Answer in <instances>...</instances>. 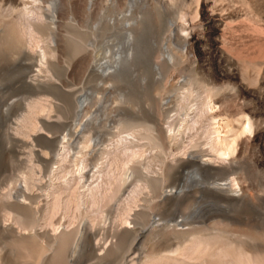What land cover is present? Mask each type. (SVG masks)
<instances>
[{
	"label": "rangeland",
	"instance_id": "374dc122",
	"mask_svg": "<svg viewBox=\"0 0 264 264\" xmlns=\"http://www.w3.org/2000/svg\"><path fill=\"white\" fill-rule=\"evenodd\" d=\"M88 2L0 0V264H35L12 241L22 227L30 231L26 219L34 220L33 232L49 235L36 238L44 250L37 264L51 262L48 237L54 228L77 230L82 223L85 231L71 238L58 264H211V256L224 260L216 264H253L255 256L264 257V0H92L87 9ZM24 6L42 12L47 24L33 41L19 33ZM128 31L132 54L125 61ZM9 41L33 44L22 48ZM117 53L122 69L101 76L98 65L111 64ZM210 93L217 104L213 114L203 110ZM80 96H86V105L76 115ZM124 118L137 125L120 126ZM247 118L253 129L241 137ZM80 123L86 126L77 134ZM148 126L165 131L163 150L147 142L142 131ZM132 129L140 135L135 133L139 142L132 144L134 175L115 192L114 181L125 169L120 164L109 170L106 153ZM217 135L239 136L229 158H216L212 151ZM62 145L75 156L92 149L96 154L89 159L86 183L76 185L74 179L66 190L61 186L76 165L69 158L63 170L56 169L60 163L54 154ZM117 149V156L126 155L121 146ZM205 158L208 165L200 164ZM101 163L103 182L110 183H103L99 204H92L87 188L98 181L94 170ZM193 173L195 179L185 181ZM145 177L152 184L145 185ZM227 182L232 187L221 189ZM180 187L181 195L165 198L167 190ZM73 188L74 197L85 201L51 215L53 196L65 199ZM154 219L159 224L149 227ZM125 226L131 231L120 233ZM212 232L224 234L227 243H189ZM220 246L228 252L226 259Z\"/></svg>",
	"mask_w": 264,
	"mask_h": 264
},
{
	"label": "bare ground",
	"instance_id": "6f19581e",
	"mask_svg": "<svg viewBox=\"0 0 264 264\" xmlns=\"http://www.w3.org/2000/svg\"><path fill=\"white\" fill-rule=\"evenodd\" d=\"M132 2V1H131ZM131 2H130V8H131ZM92 7V0H89V2H88V5H87V9H90ZM130 8H129V10H130ZM28 12H31L32 14V16H31V18L30 19H28V18H26V17H24ZM19 13H20V17H18V21H17V24H18V26H19V33L22 35V34H24V35H26L27 37H28V39L27 40H30L31 39V41H33L32 40V37H36V33L37 32H39V30L41 29V28H43V26L44 25H47L46 23H45V19H44V15L42 14V12H40V11H36V10H31V9H29V8H27V7H23V9H21L20 11H19ZM55 13H56V11L55 10H53V12H52V14H51V16H50V21L52 22V23H54L55 21H56V15H55ZM36 39V38H35ZM54 39V38H53ZM124 39H125V41L130 45V50H129V52H128V54L126 55V57H125V61H129L130 60V56H131V40H132V33L130 32V31H128L127 32V34H126V36L124 37ZM51 40H52V38H51ZM51 40H50V43H53V42H51ZM30 41V42H31ZM54 41V40H53ZM10 43H12L13 45H15V47L16 46H22L23 44L25 45V44H27V46L26 47H29L28 45L29 44H31L29 41L28 42H26V43H24V42H19V41H15L14 43L13 42H11V41H9ZM81 42V41H80ZM12 44H10L11 45V47H13V45ZM33 44V43H32ZM32 44L30 45V47L32 46ZM24 45H23V47L22 48H24ZM53 45H55V43L53 44ZM7 46V45H6ZM51 46V45H50ZM50 46L48 45V47L50 48ZM76 46V45H75ZM10 47V46H9ZM14 47V50L15 49H17V48H15ZM78 47V46H77ZM84 47V46H83ZM21 48V47H20ZM39 48L41 49V54L43 55V60H45L44 59V56H46V50L44 49V48H42V46L40 45L39 46ZM53 48V47H52ZM55 48H56V46H55ZM54 48V49H55ZM13 49V48H12ZM18 50H20V49H18ZM17 50V51H18ZM82 50H84L83 48H82V46H81V48H80V51H82ZM33 51H35V50H33ZM37 51V50H36ZM35 51V52H36ZM19 52V51H18ZM79 51H77V53H78ZM39 53V52H38ZM38 53H37V56H39L38 55ZM41 55V56H42ZM121 55V54H120ZM118 53L116 54V57L111 61V64H108V62L106 61L105 63H103V64H101V65H98L99 67H101V70H100V74H101V76H109V75H111V74H113V73H115V72H118V71H120V69H122L121 68V62H122V58H121V56H120ZM168 59L169 60H172L173 59V56L171 55V54H168ZM39 60V59H38ZM92 60H93V58H92ZM94 61V60H93ZM173 61V60H172ZM171 61V62H172ZM50 62V61H49ZM50 64H52V63H50ZM156 68V67H155ZM157 69V68H156ZM159 70V69H158ZM211 97H212V94L210 93V94H208L207 95V99H205L206 101H205V104L203 105V107H204V109L203 110H205L204 112L206 113H208L209 114V112H214V110H215V108H216V105H215V102L211 99ZM167 102V101H166ZM165 102V103H166ZM164 103V104H165ZM169 103V102H168ZM85 105H86V96H80L79 97V99H78V102H77V106H76V109L74 110V113L77 115V114H79L82 110H83V108L85 107ZM180 107V106H179ZM202 109V108H201ZM162 111V110H161ZM160 112V111H159ZM200 112V111H199ZM200 113H202V112H200ZM184 114H185V109H182L179 113H178V115H177V117H178V119H182V117L184 116ZM213 114V113H212ZM230 114V113H229ZM222 115H224V113L222 114ZM234 115V114H233ZM242 115V114H241ZM201 116H202V114H201ZM247 116V115H246ZM249 117H251V116H249ZM212 118V117H211ZM126 118H124V120H125ZM136 119H138V118H136ZM214 119V118H213ZM124 120H121V121H119L120 122V126H123L124 128L125 127H130V128H133V125L135 126V124L137 125V123L136 122H134L135 124H132L131 122H129V120L128 121H124ZM133 120V119H132ZM131 120V121H132ZM142 120V119H141ZM239 120V119H238ZM195 121V120H194ZM139 123V122H138ZM147 123H149L148 121H147ZM146 123V124H147ZM195 123V122H194ZM194 123H192V124H194ZM198 123V122H197ZM141 124H142V121H141ZM196 124V123H195ZM194 124V125H195ZM86 126V124L85 123H80L79 124V127L78 128H82L81 130H79V129H77L76 128V130H75V133H77V134H80V133H82V131H83V127H85ZM148 125H150V123L148 124ZM152 125V124H151ZM155 125V124H154ZM229 125V124H228ZM253 122L251 121V119L250 118H247L244 122H242V124H241V126L240 125H238V126H240L241 128H240V133H241V135H239V136H241L242 137V133H248V132H251L252 131V129H253ZM144 125L142 124V127H143ZM146 126V125H145ZM153 126V125H152ZM159 126V125H158ZM171 126V125H170ZM169 126V130H171L172 128ZM226 126V125H225ZM76 127V126H75ZM190 127V126H189ZM192 127H195V126H192ZM224 127V126H223ZM129 128V129H130ZM137 128V127H136ZM154 128L155 127H147V128H144V129H146V131L144 132V131H142V133H144L143 135H146V139L148 140L147 142L151 145V147H155V149H156V147H160L162 150H163V148L165 147V145H166V135L164 134V130H162V129H160L159 131H157V132H155L154 131ZM134 129H135V127H134ZM134 129H132L133 131L132 132H129V133H127V135L126 136H120V139H119V141L112 147V150L111 151H109V152H107L106 154V165L105 166H108V169L109 168H112V169H114L115 171H116V168L118 169V167H119V165L121 164V165H123L122 167H120V168H122L121 170H124V177H122V178H120V179H118L117 180V182H115L114 181V183H115V192H116V188L118 189L119 188V190H120V186H121V184L127 179V178H129L130 176H132V175H134V173H133V167L131 166V162L134 160V158H135V154H137L136 153V151H134V150H136V149H132V144H134V142H136L137 143V141L139 142V140H136V138H137V136L135 135V133L137 134V135H139L137 132H134ZM156 129V128H155ZM174 129V128H173ZM190 129H192L191 127H190ZM194 129V128H193ZM229 129V128H228ZM235 129V128H234ZM236 129H238V128H236ZM124 130V129H123ZM136 130V129H135ZM239 130V129H238ZM237 130V131H238ZM228 131H230V130H228ZM232 131V130H231ZM235 131V130H234ZM125 132H126V130H125ZM227 132V131H226ZM146 133V134H145ZM219 133V132H218ZM228 133V132H227ZM239 133V134H240ZM245 133V134H246ZM216 134V133H215ZM220 134V133H219ZM237 134H238V132H237ZM244 134V135H245ZM142 135V136H143ZM227 135H229V134H227ZM233 135V134H232ZM236 135V134H235ZM234 135V136H235ZM239 136H235V137H229V139H228V137H220V136H216V137H214L213 138V140H212V142L210 143L211 144V149H212V151L214 152V154H215V156H216V158H219V159H225L226 157H228L229 158V156H231L233 153H234V151L236 150L235 148H236V143H237V137H239ZM139 137H140V135H139ZM145 137V136H144ZM246 137V136H245ZM248 137V136H247ZM138 139V138H137ZM244 139V138H243ZM136 140V141H135ZM141 141H144V140H141ZM244 141V140H243ZM168 142V141H167ZM240 142V141H239ZM238 142V143H239ZM140 144V143H139ZM248 144V143H247ZM144 145V144H143ZM119 146H121L123 149L122 150H120L121 151V154L122 153H124V155L126 154L127 155V157H126V155L125 156H123L122 158H124V157H126L125 159H122L120 156H117V150H119V149H117ZM135 145H133V147H134ZM146 146V145H145ZM149 146V145H148ZM238 146V145H237ZM139 147V146H138ZM150 147V146H149ZM136 148V147H135ZM139 149H140V147H139ZM154 149V148H153ZM152 149V150H153ZM154 149V150H155ZM161 149H159L160 151H161ZM166 149V148H165ZM210 149V150H211ZM87 150V149H86ZM142 150V149H141ZM158 150V149H157ZM122 151H124V152H122ZM128 151H130V152H128ZM72 151H70V149L69 148H67V146L66 145H62L61 147H59L57 150H56V153L54 154V160H56V161H58V163H60L59 165H58V167L56 168V169H62L63 170V168L65 167V162L67 161V160H69V158H72V162H73V165L75 166V169L73 168V167H71V168H73L74 170H70V171H68V170H66V171H68V173H71V178L70 179H64V181H63V186H61V188H64L63 190H66V189H69L70 187H71V182H72V180H74V179H77V182L75 183L76 185H79V184H83L86 180H87V177L90 175L89 173L91 172V168L89 167V165H88V162H89V159L92 157V156H96V154H95V150H88V151H78L77 153H79V155L78 156H75V154L74 153H71ZM212 152V153H213ZM120 153V152H119ZM159 153H161V152H159ZM102 154H103V152H102ZM121 154H119V155H121ZM156 154V153H155ZM158 154V153H157ZM141 155H143V154H141ZM158 155H161V154H158ZM140 156V155H139ZM139 158V157H138ZM164 158V157H163ZM156 159V158H155ZM190 159V158H189ZM140 160V159H139ZM221 160V161H222ZM234 160V159H233ZM135 161V160H134ZM157 161H160V160H157ZM200 164H202V165H205V164H207L208 165V162H209V159H207V158H205V159H201L200 161ZM141 163V162H140ZM160 163H162V161H160ZM163 163H165V161L163 162ZM215 164V163H214ZM217 165V164H216ZM141 166V165H140ZM139 166V167H140ZM167 166H169V167H171L172 166V164L171 163H168L167 164ZM219 166V165H218ZM102 167H103V163H101V165L99 166V167H97L96 166V170H94V173H98V175H97V179H98V181L96 182V184L94 185V186H91V187H89V188H87V191H88V193L86 194V197L88 198L89 197V202L90 203H92V204H99V203H97L98 202V196H99V190L102 188L103 189V183H107V184H109L108 182H103V169H102ZM136 167H138V166H135V168ZM138 167V169H140ZM145 167V166H144ZM143 167V168H144ZM147 167H148V165H147ZM162 167H163V165H162ZM69 168V167H68ZM146 168V167H145ZM148 168H151V166L150 167H148ZM147 168V169H148ZM55 169V170H56ZM112 169H111V171H112ZM146 169V170H147ZM65 170V169H64ZM110 170V169H109ZM108 170V171H109ZM106 171H107V169H106ZM106 171L104 172V173H106ZM107 171V172H108ZM110 171V172H111ZM114 171V172H115ZM140 171V170H139ZM148 171H149V169H148ZM52 172V171H51ZM59 172V171H58ZM155 172V171H154ZM112 173V172H111ZM149 173H151V171L149 172ZM156 173V172H155ZM107 174V173H106ZM105 174V175H106ZM108 174H110L109 172H108ZM114 174V178H115V173H113ZM136 174H138L137 172H136ZM136 174H135V176H136ZM148 174V173H147ZM64 175V174H63ZM68 175V174H67ZM70 175V174H69ZM95 175V174H94ZM152 175V174H151ZM156 175H158V174H156ZM159 175H161V174H159ZM194 173H193V175L192 176H187V178H186V180L185 181H191V180H193V179H195V177H194ZM111 177H112V175H110ZM162 176V175H161ZM68 177V176H67ZM105 177V176H104ZM140 179H142V178H140ZM104 180H106V177L104 178ZM115 180V179H114ZM155 180V179H154ZM141 181V180H140ZM151 181H153V179L152 178H150V177H145V185H147V184H152V183H150ZM157 181V180H156ZM155 181V182H156ZM161 181V180H160ZM234 181V180H233ZM86 183V182H85ZM158 183H159V181H158ZM158 183H156V184H158ZM233 183V182H232ZM106 184V185H107ZM141 184H143V186H144V183H141ZM154 184V183H153ZM155 184V185H156ZM235 185H237V187H240L239 185H238V182H235L234 183ZM233 184V185H234ZM111 185H112V183H111ZM59 186V185H58ZM87 186V185H86ZM103 186V187H102ZM110 186V185H109ZM109 186L107 187L108 189H109ZM123 186V185H122ZM221 186H222V188L221 189H223V190H228V188H231L232 187V184H230V183H223V184H221ZM106 187V186H105ZM112 187V186H111ZM114 187V186H113ZM139 187V186H138ZM147 186H145V188H146ZM236 187V188H237ZM152 188V187H151ZM154 188H155V186H154ZM153 188V189H154ZM220 188V187H219ZM77 189V188H76ZM76 189H72L71 191H70V193L68 194V196L65 198V199H62V196L60 195V194H57V195H54L53 196V199H52V202H50V204H49V211H50V214L51 215H53V216H56L57 214H56V212L58 213V210H60L61 208V206H63L65 209L67 208V210H68V208H70V206H71V204H74L75 205V207H79L84 201H85V199H84V197L83 196H78V197H74V191L76 190ZM106 189V188H105ZM148 189H149V186H148V188H147V191H148ZM234 189H235V187L233 188V191H234ZM104 190V189H103ZM110 190V189H109ZM111 190H112V188H111ZM118 190V191H119ZM135 190H137V191H139V188H136ZM134 190V191H135ZM141 190V189H140ZM150 190V189H149ZM62 191V190H61ZM108 190H106L105 192H107ZM137 191H135V192H137ZM143 191V190H142ZM141 191V192H142ZM183 188L182 187H180L179 189H169V190H167L166 192H165V198H167V197H176V196H179V195H181L182 193H183ZM58 192V191H57ZM112 192V191H111ZM140 192V191H139ZM138 192V193H139ZM146 192V191H145ZM59 193V192H58ZM64 193V192H63ZM68 193V192H67ZM142 193H144V191L142 192ZM242 193H243V191H242ZM76 194V193H75ZM102 194V193H101ZM105 194V193H104ZM140 194V193H139ZM108 195V194H107ZM113 195V194H112ZM136 195H138V194H136ZM85 196V195H84ZM105 196V195H104ZM9 197V196H8ZM100 197V196H99ZM136 197V196H135ZM87 198H86V200H87ZM101 198V197H100ZM105 198V197H104ZM103 198V199H104ZM138 198V197H137ZM29 199V198H28ZM130 199V198H129ZM132 199H133V201H134V196L132 197ZM131 199V200H132ZM136 199V198H135ZM245 201V200H244ZM101 202H102V200H101ZM100 202V203H101ZM135 202V201H134ZM134 202H132V203H134ZM130 205V204H129ZM128 208H132V207H128ZM125 209V208H124ZM126 210V209H125ZM124 210V211H125ZM131 210H128V212H130ZM19 212V211H18ZM23 212V211H22ZM21 212V213H22ZM137 212V211H136ZM25 213H27V212H25ZM123 213H125V212H123ZM131 213V212H130ZM130 213H129V215H130ZM22 214H24V213H22ZM56 214V215H55ZM126 214H128V213H126ZM18 215V214H17ZM25 215V214H24ZM23 215V216H24ZM50 215V216H51ZM125 215V214H124ZM19 216H22V215H20V212H19ZM19 216H16V217H18L19 218ZM53 216H51V217H53ZM121 216H123V215H121ZM134 216V215H133ZM24 217H29L27 214H26V216H24ZM51 217H50V220L52 221V219H51ZM127 218H130L129 216H126ZM125 217V218H126ZM18 218H16V219H18ZM21 218V217H20ZM18 219V221L19 220H21V219ZM23 218V217H22ZM139 218V217H138ZM25 219V218H24ZM29 219V218H28ZM122 219H124V218H122ZM23 220V219H22ZM126 220V219H125ZM17 221V220H16ZM18 221L17 222H15V223H18ZM25 221H27V223L30 225V231H26V230H24V227H22V229L24 230H20V232L18 233V235H15V237H14V239L12 240L13 241V243H15L18 247H20V248H18V250H19V252L22 250L23 252H21V253H23V256L24 257H26V258H34V259H36V262L34 261V263L35 264H37L39 261H40V259H41V257L43 256V253H44V250H43V247L42 246H40L39 244H38V242L36 241V238L37 237H42V236H45V234L47 235V236H49L48 234H47V232L43 235V233L42 234H39V233H37V232H33L32 230H34V225H35V222H34V220H29L30 222H28V220L26 219ZM48 221V220H47ZM127 221H130V220H128L127 219ZM126 221V222H127ZM158 221V219H154L150 224H149V227H154V226H157L158 224H159V222H157ZM20 222V221H19ZM23 222H24V220H23ZM50 222V221H49ZM122 222H124L123 220H122ZM25 223V222H24ZM27 223L25 224L26 226H28L27 225ZM154 223H156V224H154ZM19 225L18 226H20V224H22V226H23V223H18ZM48 224V223H47ZM46 224V225H47ZM127 224V223H126ZM125 224V225H126ZM4 226H5V229L7 230V229H10L12 226H9L6 222H4V224H3ZM24 225V226H25ZM49 225V224H48ZM50 225H51V223H50ZM69 225V224H68ZM80 225V224H79ZM25 226V227H26ZM133 226V225H132ZM146 226H148V225H146ZM34 227V228H33ZM48 227V226H47ZM123 227V226H122ZM130 227V226H129ZM129 227H124L123 229H120V233H122V232H125V231H127V232H130L131 231V229L129 228ZM4 228V227H3ZM20 228H21V226H20ZM28 228H29V226H28ZM54 228V227H53ZM67 228V227H66ZM66 228H62V229H60L59 231L58 230H56V228H54V230H55V232L54 233H52V235L50 236V237H48V243H49V249L52 251V257H51V262H50V264H58V262H59V260H58V257H60L61 256V252H63L64 253V247H66V245L71 241V238L72 237H74V236H76L78 233H83L84 231H85V226H84V223H82L81 225H80V227L79 228H77V230L76 229H72V230H70V229H66ZM12 229V228H11ZM49 229V228H48ZM52 229V228H51ZM13 230V229H12ZM28 230V229H27ZM47 230V229H46ZM73 230H76V231H73ZM117 230V229H116ZM134 230V229H133ZM26 231V232H25ZM52 231V230H51ZM50 231V232H51ZM88 231V230H87ZM118 231V230H117ZM6 232V231H5ZM8 232V231H7ZM49 232V233H50ZM224 233V232H223ZM115 234H117V232L115 233ZM222 234V233H221ZM220 233H210V234H208V236L207 237H205L204 235V237L205 238H203V237H196L194 240H192V241H190L189 243H227L226 242V238L223 236V235H221ZM119 235V234H118ZM127 235V234H126ZM200 235V234H199ZM226 235V234H225ZM46 236V237H47ZM117 236V235H116ZM115 236V237H116ZM118 237V236H117ZM117 237H116V239H117ZM45 238V237H44ZM121 238V237H120ZM122 239V238H121ZM132 239V238H131ZM43 240V239H42ZM47 240V239H46ZM75 240V239H74ZM124 240H127L126 238H124L123 239V241H122V243H124ZM134 240H136V237H134V239H133V241ZM11 241V242H12ZM44 241V240H43ZM238 242V241H237ZM43 243V242H42ZM121 243V242H120ZM69 245V244H68ZM17 248V247H16ZM204 248V247H203ZM205 248H206V246H205ZM219 249L218 250H221L222 251V259H226L225 257H227V254H228V252H227V250L226 249H222L221 248V246L220 247H218ZM21 249V250H20ZM63 250V251H62ZM224 250V251H223ZM235 251H236V249H235ZM20 253V254H21ZM109 253V252H108ZM221 254V253H220ZM223 254H225L224 256H223ZM23 257V258H24ZM221 257V256H220ZM166 258V257H165ZM208 258V257H207ZM33 259V260H34ZM43 259V258H42ZM167 259H169V257L167 258ZM32 260V259H31ZM32 260V261H33ZM229 260V259H228ZM58 261V262H57ZM204 261H206V260H204ZM168 262V264H173L171 261H167ZM171 262V263H170ZM220 263V262H224V260H220L218 257H215V256H211V258H209V260H208V263H211V264H216V263ZM176 263V262H175ZM174 263V264H175ZM227 263H228V261H227ZM33 264V263H32ZM40 264V263H39ZM253 264H264V257H260V256H255V258L253 259Z\"/></svg>",
	"mask_w": 264,
	"mask_h": 264
},
{
	"label": "water",
	"instance_id": "95a60500",
	"mask_svg": "<svg viewBox=\"0 0 264 264\" xmlns=\"http://www.w3.org/2000/svg\"><path fill=\"white\" fill-rule=\"evenodd\" d=\"M194 172V171H193Z\"/></svg>",
	"mask_w": 264,
	"mask_h": 264
}]
</instances>
